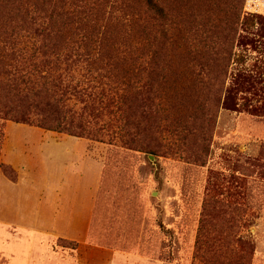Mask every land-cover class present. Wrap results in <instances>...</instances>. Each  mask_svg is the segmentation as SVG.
Wrapping results in <instances>:
<instances>
[{
    "label": "rangeland",
    "instance_id": "374dc122",
    "mask_svg": "<svg viewBox=\"0 0 264 264\" xmlns=\"http://www.w3.org/2000/svg\"><path fill=\"white\" fill-rule=\"evenodd\" d=\"M11 1L47 11L43 38L71 27L80 60L58 103L64 51L20 96L0 67V264H264V0H157L151 120L144 0H8L0 38Z\"/></svg>",
    "mask_w": 264,
    "mask_h": 264
},
{
    "label": "trees",
    "instance_id": "16d2710c",
    "mask_svg": "<svg viewBox=\"0 0 264 264\" xmlns=\"http://www.w3.org/2000/svg\"><path fill=\"white\" fill-rule=\"evenodd\" d=\"M6 2H8V0H6L5 2L3 0V2H1L0 4H4ZM10 5L11 7L9 9H6L5 12L9 10L8 13L9 15L14 13L16 19H18V23H16V26H14L10 31L1 29L3 30L2 37L0 38V67L3 70L1 74V78L5 80L6 86H10V89L12 91H17L18 92L17 96H20L24 92V91H20L22 87L24 88L30 87L33 89V86L36 85L37 82L45 80L42 77V75H40L42 73V69L40 67L42 66L41 64L45 65L46 63H49L48 60L46 61V58L51 55H59L61 52L64 51L63 54L65 57L63 58V66L66 67L64 71L68 73L63 76L64 86L61 79L59 81H56L50 75V78H52V80L50 79L49 91L53 93L54 90H57L58 93L59 92L58 89H60L62 91V94L60 96H57L59 97L57 103L62 101L63 97H65L66 100V95L69 92V89L72 88L71 91H74L73 90L74 87L69 85V83L65 82V77L71 75L69 74L67 67L73 65L76 62H79L80 60V59H76V60L72 59L71 52L67 53V49L71 50L72 46L75 45L77 48H78L77 45L80 46V43L67 41L66 37H64L65 34L64 31L67 29L70 30L72 28L64 25H60L55 30L56 34L53 36V38H49V37L43 38L44 28L47 29V26H45L44 22L41 21L44 18V16L47 15V11L45 9H37V8H34L35 11H30L26 8L23 9L20 5L15 6L16 2H12V1ZM144 5L160 21V35H161V39L158 42L157 49L153 50L152 57L149 62L150 71L147 73L146 86L143 89V91L140 92V96H142V99L145 102L151 120L153 116L152 114L153 106L149 100L148 95L152 91L154 84L158 81L160 77L159 72L157 70L158 57L161 54L162 49L167 41V32L165 28L167 22V15L164 8L157 2V0H144ZM33 6L35 7L36 5L33 4ZM50 31L52 30L50 29ZM23 34H27L28 36H24ZM23 37L29 38L28 41L32 43L31 49L33 50H31L32 53H30L28 56L24 53V51L20 50V45L25 41H19V40L20 38ZM6 50L10 51V53H7ZM89 56H90L89 54H86L85 56L86 58L84 59L87 60ZM30 63L32 64L28 65ZM27 65L28 67H30V69L27 68L28 70H26L25 75L21 74L20 71ZM55 65L56 63L52 62L53 68L55 67ZM35 73H37L38 75L36 76ZM43 93L47 94V90L43 89ZM46 105L49 108L48 114L50 115L53 112L52 114L56 115V118L53 119V121H56L57 123L59 121V118H61L62 121L67 120V115L62 110V108L59 107V109H57L56 105L50 103ZM122 105L124 107V103H122ZM123 114H124V108H123ZM150 120L148 121V128L150 127V123H151ZM50 121L51 118H48L47 120L45 119L44 124H42V127L47 130L61 129L59 126L58 127L49 126L51 125ZM62 123L67 124L65 122ZM78 129H81V126H78ZM62 131L69 132V130H65L64 128H62ZM149 153L155 155L153 152H149Z\"/></svg>",
    "mask_w": 264,
    "mask_h": 264
},
{
    "label": "water",
    "instance_id": "95a60500",
    "mask_svg": "<svg viewBox=\"0 0 264 264\" xmlns=\"http://www.w3.org/2000/svg\"><path fill=\"white\" fill-rule=\"evenodd\" d=\"M149 158H152V157H149Z\"/></svg>",
    "mask_w": 264,
    "mask_h": 264
}]
</instances>
